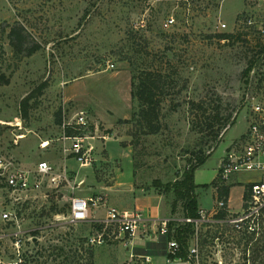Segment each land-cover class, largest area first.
I'll return each instance as SVG.
<instances>
[{"label": "rangeland", "instance_id": "374dc122", "mask_svg": "<svg viewBox=\"0 0 264 264\" xmlns=\"http://www.w3.org/2000/svg\"><path fill=\"white\" fill-rule=\"evenodd\" d=\"M173 12L178 25L164 29L163 21ZM249 20L253 25L248 26ZM15 24L26 29L27 46L40 47L29 57L12 51L8 32ZM263 27L264 0H190V6L180 4L178 9L171 0H0V74L10 80L0 86V122L7 125L0 126L1 147L12 151L25 168L49 154L45 161L60 173L63 130L56 115L61 114L62 122H73L83 112L95 134L112 139L114 157L128 148V157L109 161L106 141L95 140V161L87 172L74 161L73 168L67 167L68 182L61 179L46 186L18 216L16 226L0 223V264H93V254L102 247V264H124L128 252L120 241L91 244L88 240L100 234L93 222L68 223L71 200L102 195L105 207L92 209L96 213L90 212L89 220L103 219L108 207L130 206L129 199L106 194L104 188L130 181L140 194L161 198L160 217H181L180 208L170 215L171 197L164 185L180 177L192 154L201 150L211 155L194 173V183L200 186L198 206L213 209L217 190L201 187L217 176L220 158L247 130L248 78L243 71L257 52L264 53L259 33ZM221 34L233 37L221 40ZM147 73H158L165 82L164 95L158 97L161 130L155 135L144 134L137 121H131L138 110L131 98L132 76L139 79ZM43 83L45 89L29 102L23 121L22 99ZM198 103L209 112L217 107L222 119L231 116L217 142L192 129L204 121L203 111L193 106ZM15 134L25 136L17 146L12 144ZM81 177L86 183L79 186ZM257 179V174H240L227 183L228 210H242L246 183ZM222 229L199 225L189 244H198V264H264V216L258 233L251 236ZM34 232L35 245L30 240ZM147 243L156 254L163 253L162 239L152 235ZM158 263L166 264L162 258L154 261Z\"/></svg>", "mask_w": 264, "mask_h": 264}, {"label": "built area", "instance_id": "2783aa9c", "mask_svg": "<svg viewBox=\"0 0 264 264\" xmlns=\"http://www.w3.org/2000/svg\"><path fill=\"white\" fill-rule=\"evenodd\" d=\"M171 1L175 3L176 9L180 8V4L185 7L190 6V0ZM189 12L190 9L187 8L186 13ZM253 23L249 20L248 26ZM177 25L174 12L162 23L164 29L175 28ZM220 27L225 28L226 26L221 24ZM259 33L264 38V27L259 30ZM259 53L257 52L256 59L250 62L252 68L247 76V91L244 94V103L248 109L247 130L237 143L227 148L219 161L217 171V178L225 184L240 174L258 175L257 180L246 183L247 198L246 200L242 198L243 206H241L240 212H231L228 210L226 202L220 199L216 200L213 209L209 211L200 209L198 218L152 219L144 217L140 213H129L115 207H108L105 218L93 217L89 220L90 212L96 213L92 209L105 207L102 195H99L85 198L74 197L70 203L68 223L82 224L91 221L95 225L101 226L100 234L90 238L89 243L103 245L105 242L120 241L127 250L131 248L129 258L124 264H154L158 258H162L166 264L174 261L185 262L180 256L181 248L174 238V229L170 230V224L192 225L194 233L190 242L194 241L199 225H215L221 230L228 227L243 236L257 234L260 220L264 216V53L261 55ZM113 68V65L109 66V69ZM0 126L7 125L0 122ZM17 127L18 130H22L21 126ZM61 129L63 135L60 141L64 157H70L81 168L91 167L95 161L93 142L97 139L106 141L110 138L108 135L98 136L95 134L96 128L89 124L83 112L77 114L73 122H62ZM66 129L74 132L73 135H65ZM23 138V134H15L12 144L17 146ZM61 179L68 182L67 168L64 167L62 172L57 173L54 167L45 160L25 168L12 151H8L0 145V197L2 199L0 223L16 226L19 222L18 216H23V211L31 204V201L44 194L46 186L57 185V181H61ZM81 183L79 182V186ZM150 233L157 239L165 240L163 253L159 256L137 252L138 248L133 247L135 240L148 242L152 236ZM219 234L221 235V233ZM30 240L34 242V238L31 237ZM193 259L196 260L195 264H198L197 243L193 247L189 245L187 251L186 262L189 263Z\"/></svg>", "mask_w": 264, "mask_h": 264}, {"label": "trees", "instance_id": "16d2710c", "mask_svg": "<svg viewBox=\"0 0 264 264\" xmlns=\"http://www.w3.org/2000/svg\"><path fill=\"white\" fill-rule=\"evenodd\" d=\"M221 40H229L233 37L230 34H221L218 36ZM8 40L12 51L16 55H20L21 53H25L27 57L31 56L33 53L39 50V46L37 44H33L32 46H27L28 44V34L26 29L20 25L15 24L9 29L8 32ZM133 39H129V46L133 47L134 44ZM252 68V63L243 71L244 76H248L249 71ZM10 82L9 78L0 74V86L8 85ZM164 81L162 80V76L158 73L154 75V73L143 74L139 79L133 74L131 81V98L136 101L138 104V110L132 114L131 121L135 120L140 125L141 131H143L146 135H155L159 133L161 130L160 124V100L159 95H164ZM45 83L39 85L33 93L29 94L27 97L22 99L20 103V118L25 121L28 118V112L30 108L29 102L33 99H37L40 97L42 91L45 89ZM193 106L201 109L203 112L204 121L201 122L202 125H193L192 129L197 131L199 134L207 137L213 142H217L219 137L221 136V132L223 130H227V126L229 123L231 116H227L225 119L220 118V112L218 108H214V110L207 111L203 103H198ZM56 124L62 125L61 114L57 113L56 115ZM218 126L216 130H214L215 126ZM65 135L71 136L74 132L69 129L65 130ZM135 147V144H134ZM211 153L206 154L202 150L197 153L192 154V158L189 161V165L187 169L183 171L180 177L176 178L173 182H169L164 185V191L168 193V196L171 197L170 201V215H176L177 209H181V217L182 218H198L200 208L198 206V194L197 190L200 186L195 185L194 183V173L195 171L201 167ZM137 164L135 163L133 168H137ZM135 173V172H134ZM135 174H133L134 176ZM215 188L217 190V200H224L226 203L229 198L230 186L222 182L220 179L215 178L210 185L202 186L201 188ZM244 200L247 198V192H245ZM97 230L101 231L102 227L95 225ZM170 230L174 229V238L179 243L181 248V258L186 262L187 251L189 248V244L191 241V237L193 236L194 230L193 226L189 224H170ZM37 232H34L32 237L34 238ZM163 240V239H162ZM165 242V240H163ZM34 245L37 242H33ZM157 245V244H156ZM149 243L145 242L144 246L140 248L138 252L153 254L156 256L161 255L156 254L154 250L149 249ZM163 252V251H162ZM91 257V255H90Z\"/></svg>", "mask_w": 264, "mask_h": 264}, {"label": "crops", "instance_id": "0c3cea01", "mask_svg": "<svg viewBox=\"0 0 264 264\" xmlns=\"http://www.w3.org/2000/svg\"><path fill=\"white\" fill-rule=\"evenodd\" d=\"M25 137V136H24ZM25 139V138H23ZM22 139V140H23ZM110 140L112 139H108L106 140V142L104 143L105 144V150L107 152V159L109 161L113 160V159H121V158H126L128 157L127 155V152H128V148H123L121 150H118L117 152V157H114L111 153V150L109 149V144H110ZM25 141V140H24ZM23 142V141H22ZM59 145H62L61 144V141H60V144ZM115 147V146H114ZM121 147V146H119ZM21 149V148H20ZM45 157L47 158H43L45 160H50V155L47 154ZM222 158V157H221ZM220 158V159H221ZM60 163L62 165V168H67L69 167L70 168H73V163H74V160L73 159H66L64 157V155H62V157H60ZM75 166V165H74ZM219 167V166H218ZM85 169H88V168H83V170ZM218 169V168H217ZM86 171V170H85ZM218 171V170H217ZM87 172V171H86ZM79 173L76 174L77 178H79ZM122 175V174H121ZM121 178V176H120ZM215 178H217V176H215ZM214 178V179H215ZM80 182H82L81 184L83 183H86V181L84 180L85 178L84 177H81L80 178ZM213 179V180H214ZM234 179H237V176L234 177ZM212 180V182H213ZM232 180V179H231ZM85 181V182H84ZM123 181V180H122ZM122 181H119L115 184H113V186L111 187H108V188H104V190L106 191L105 193L106 194H110V193H114L116 194L118 198H120V200H123L124 198L125 199H129L130 200V206H129V210H124V209H120V211H127L129 213H140L142 214L144 217H148V218H152V219H156V218H163V217H160L161 216V213L163 212V208L161 207V198L158 197V196H144L142 194H140V190H136L133 188L132 186V182L131 183H128V182H122ZM211 182V183H212ZM210 183V184H211ZM237 183H240L239 181H237ZM209 184V185H210ZM208 189L210 190H214L213 188L209 187ZM231 189V188H230ZM198 191V190H197ZM102 194V193H100ZM244 194V192H243ZM242 194V196H243ZM242 196H241V200H242ZM79 198H85V197H79ZM228 207H229V198H228ZM230 208V207H229ZM231 209V208H230ZM202 210V209H201ZM145 242L147 241H144V240H135L133 242V247L134 248H138L136 251L138 252L139 250H141L140 248L143 247V245L145 244ZM104 247L102 248H99L98 251H96L94 254H93V264H102V261H101V258H100V254L102 252H104L105 250H103ZM124 249L128 252V258H129V253L131 251V248H128V250L124 247ZM127 258V259H128ZM158 261V260H156ZM176 262V261H175ZM183 262V261H181ZM187 263V262H186ZM160 264V263H158Z\"/></svg>", "mask_w": 264, "mask_h": 264}, {"label": "bare ground", "instance_id": "6f19581e", "mask_svg": "<svg viewBox=\"0 0 264 264\" xmlns=\"http://www.w3.org/2000/svg\"><path fill=\"white\" fill-rule=\"evenodd\" d=\"M47 145V143H45L44 145H43V147H45Z\"/></svg>", "mask_w": 264, "mask_h": 264}]
</instances>
